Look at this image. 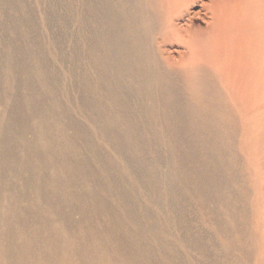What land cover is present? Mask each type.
<instances>
[{
	"label": "bare ground",
	"instance_id": "6f19581e",
	"mask_svg": "<svg viewBox=\"0 0 264 264\" xmlns=\"http://www.w3.org/2000/svg\"><path fill=\"white\" fill-rule=\"evenodd\" d=\"M22 1H2L0 264H264L230 235L227 160L251 151L252 180L264 0H64L69 52L42 48Z\"/></svg>",
	"mask_w": 264,
	"mask_h": 264
},
{
	"label": "rangeland",
	"instance_id": "374dc122",
	"mask_svg": "<svg viewBox=\"0 0 264 264\" xmlns=\"http://www.w3.org/2000/svg\"><path fill=\"white\" fill-rule=\"evenodd\" d=\"M2 1L3 0H0V35H2L1 31L4 32V30H6L8 31L7 34L14 36L10 31V28L16 24L15 21L12 20L13 19L12 17L15 15V11L11 10L9 12L7 11L6 14H3L2 9L4 5ZM24 1L25 0H23L22 3H20L21 7H24L31 14L29 16L28 14L24 13L23 18L24 19L26 18V20L28 21L30 20V22L32 23L33 27L35 28L33 34H36L34 36H41L43 41L41 45L42 48L46 47L49 50L51 41L55 37L58 40L59 49L64 52L65 51L69 52L71 48L70 47L71 39L69 37V32H71V30H67L66 26L63 25V22L59 21L60 18H64V17L69 18V14L66 11L67 10L66 2L64 0H33V1L26 0L25 2ZM228 1L230 5L236 2V0H228ZM19 24L22 28L27 27V23L26 24L19 23ZM73 31L78 33L79 31L78 23H75L72 26V32ZM66 32L68 33L66 34ZM59 49L58 48L51 49L49 55L51 66L58 74L62 76H68L69 74L67 73L66 68H68L70 64L63 63L57 60V52ZM77 69L78 72H81L82 66L79 65ZM79 95H80L79 92L74 91L72 97L74 98L75 101H77L80 97ZM78 112L79 111L76 110L75 112L76 116L80 120H82V122L85 124V126L88 129L93 130L92 124L87 122V120H85V118H83V116ZM259 114L262 116L260 122L257 121L258 123L257 124L255 123L254 127H252L253 132L249 133L250 134L249 142L254 143V145L251 146V148H253L252 153L256 156L258 160V163L255 162L254 165L255 175L252 176L253 177L252 180L249 183L242 181L243 168H244L243 166L246 165L251 158L254 160L253 156L250 153H248L251 151L248 150L243 151L240 148L239 149L236 148V153L234 154V156L227 154L228 155L227 160L228 162L230 161L231 164L235 165L234 167L235 170L233 175L239 177V182H240L239 184L230 187L229 190V192H231L234 196L233 205H235V209L237 211L235 214H236V225L238 229L236 232H233L230 235L234 233H239L241 235L240 230H242L244 232V235L243 234L241 235L243 239L240 237V241H237L238 247L243 249L245 252H249L253 254L259 253L261 255H264V151H263L264 139H262V137L257 135L258 132L264 130V113L262 114V112L260 113L257 112V116ZM240 138H241V132H238L236 136V140L239 141ZM98 143L104 149V151L110 155V157L112 158L117 157V155L113 152L109 144H106L101 139H98ZM254 214L256 215L258 214V218L256 221H254V217H253ZM216 244L219 247L221 246L220 248L222 249L224 248L223 247L224 243L219 238L216 239Z\"/></svg>",
	"mask_w": 264,
	"mask_h": 264
}]
</instances>
